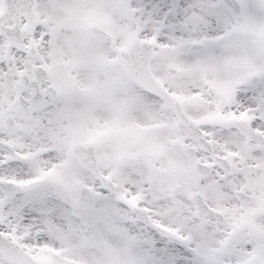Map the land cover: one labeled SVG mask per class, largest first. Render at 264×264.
<instances>
[{"label":"snow or ice","instance_id":"snow-or-ice-1","mask_svg":"<svg viewBox=\"0 0 264 264\" xmlns=\"http://www.w3.org/2000/svg\"><path fill=\"white\" fill-rule=\"evenodd\" d=\"M0 264H264V0H0Z\"/></svg>","mask_w":264,"mask_h":264}]
</instances>
